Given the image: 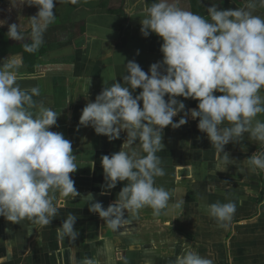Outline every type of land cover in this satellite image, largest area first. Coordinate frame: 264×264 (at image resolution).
<instances>
[{
  "label": "clouds",
  "instance_id": "9594fccd",
  "mask_svg": "<svg viewBox=\"0 0 264 264\" xmlns=\"http://www.w3.org/2000/svg\"><path fill=\"white\" fill-rule=\"evenodd\" d=\"M59 2L10 0L13 8L38 9L28 18L31 32L30 42L23 44L25 51L39 50ZM258 6L264 7V0H246L245 7L226 10L212 5L206 19L184 8L182 0H152L150 5L145 0L140 31L144 38L155 34L163 41L162 61L153 63L148 73L135 60L128 61L123 83L104 86L83 108L79 121V126L92 127L110 142L126 133L119 152L101 157L105 192L120 183L124 187L107 209L100 202L89 208L112 230L129 222L126 213L138 216L140 210L150 208L160 216L169 208L170 191L156 183V178L166 175L157 153L165 148L164 130L184 126L189 111L215 151V172L237 163L225 151L229 143L243 141L245 134L264 142V120L258 118L264 114V16L254 14ZM4 23L0 21V26ZM26 27L13 23L7 36L24 41ZM22 66L18 55L0 61V217L46 227L57 217L61 198L78 196L71 178L78 166L71 141L51 130L61 113L36 99L41 95L38 85L21 87ZM179 97L197 101V108L186 111ZM248 163L253 171L264 172V152L253 154ZM91 167L95 168L94 160ZM205 210L226 228L236 203H210ZM76 222V215L68 213L56 229L58 236L77 239ZM80 264L97 262L86 257ZM174 264L213 261L185 244Z\"/></svg>",
  "mask_w": 264,
  "mask_h": 264
},
{
  "label": "crops",
  "instance_id": "0c3cea01",
  "mask_svg": "<svg viewBox=\"0 0 264 264\" xmlns=\"http://www.w3.org/2000/svg\"><path fill=\"white\" fill-rule=\"evenodd\" d=\"M131 4L127 8L130 16L116 37L84 35L70 42L66 38L67 43L48 48L34 74L22 64L21 87L38 85L41 95L36 99L61 113L57 127L51 130L61 132L72 143L78 169L71 178L78 196L61 198L57 217L46 227L26 221L14 224L0 217V264H80L86 257L97 264H174L185 244L213 264H264V172L253 171L248 163L253 154L264 152V142L250 140L245 134L243 141L229 143L225 151L237 163L215 172V151L190 111L184 126L164 130L165 148L157 153L166 175L156 178V183L171 193L168 209L160 216H154L150 208L140 210L138 216L126 213L129 222L115 231L89 211L96 202L107 209L124 187L120 183L105 192L101 157L119 152L126 133L110 142L92 127L79 126L82 110L95 101L104 86L123 83L128 61L135 60L148 73L153 63L163 59V41L155 34L144 38L140 31L145 4L137 0ZM245 4L246 0L237 8ZM29 10L25 5L13 8L10 0L1 2L0 21L5 23L0 28L8 30L13 23L26 25ZM202 13L207 19V11ZM254 14L264 16V7L258 6ZM177 99L186 111L198 106L195 100ZM181 116L183 113L174 117V122ZM258 118L264 120V114ZM239 167L244 170L238 171ZM229 201L236 203L235 215L226 228L220 227L206 212V205ZM68 213L77 217L79 236L74 240L67 236L61 239L56 230Z\"/></svg>",
  "mask_w": 264,
  "mask_h": 264
},
{
  "label": "rangeland",
  "instance_id": "374dc122",
  "mask_svg": "<svg viewBox=\"0 0 264 264\" xmlns=\"http://www.w3.org/2000/svg\"><path fill=\"white\" fill-rule=\"evenodd\" d=\"M131 1L135 0H76L75 4L71 3V0H66V2L61 0L55 6V21L44 33L43 44L50 47L63 45L67 43L65 41L67 39L70 42L75 36H79V30L76 34L74 33L76 27L81 29L84 25L85 36H94L96 39H112L119 34L122 26L128 20L130 12L127 8H131ZM137 1L145 4V0ZM147 3L150 5L152 1ZM211 5L226 9L238 7L234 0H213ZM25 6L30 9L27 16V27L25 28L29 29L28 32H30L31 27L28 18L35 16L38 9L35 6ZM182 6L189 10L190 0H182Z\"/></svg>",
  "mask_w": 264,
  "mask_h": 264
},
{
  "label": "trees",
  "instance_id": "16d2710c",
  "mask_svg": "<svg viewBox=\"0 0 264 264\" xmlns=\"http://www.w3.org/2000/svg\"><path fill=\"white\" fill-rule=\"evenodd\" d=\"M5 0H0L1 2H4ZM152 0H147V2H151ZM211 1L213 0H190L192 12L198 15L203 14L202 12L204 10L207 11V8L211 7ZM238 5L241 2H244V0H234ZM84 25V23H82ZM77 29V30H76ZM74 33L78 31L79 36L77 37H83L86 33L85 31V25L82 26L81 29L76 27ZM8 30L0 28V61H3L5 58L10 57L11 55H18L22 58V64L27 68L28 72L31 74L35 73V68L37 65H39L40 62H42L43 57L46 56L48 53L49 46L42 44L38 51L34 53H29L25 51L23 44L25 42H30L28 40V37L30 35V32H25V40L16 42L13 40H10L7 36ZM76 38V36L74 37ZM58 46V45H57ZM191 199L189 198V201Z\"/></svg>",
  "mask_w": 264,
  "mask_h": 264
}]
</instances>
